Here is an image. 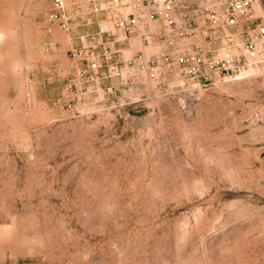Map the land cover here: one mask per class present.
<instances>
[{
    "label": "rangeland",
    "instance_id": "rangeland-1",
    "mask_svg": "<svg viewBox=\"0 0 264 264\" xmlns=\"http://www.w3.org/2000/svg\"><path fill=\"white\" fill-rule=\"evenodd\" d=\"M89 1L47 33L49 0H0V264H264V52L66 93Z\"/></svg>",
    "mask_w": 264,
    "mask_h": 264
},
{
    "label": "built area",
    "instance_id": "built-area-1",
    "mask_svg": "<svg viewBox=\"0 0 264 264\" xmlns=\"http://www.w3.org/2000/svg\"><path fill=\"white\" fill-rule=\"evenodd\" d=\"M49 1L46 32L68 31L72 18L65 0ZM77 19L86 32L69 52L73 71L66 93L92 87L120 61L121 73L135 71L148 82L175 73L192 88L206 87L249 67L264 52V0H90L78 8ZM132 46L134 59H125ZM237 48L239 53L231 52Z\"/></svg>",
    "mask_w": 264,
    "mask_h": 264
}]
</instances>
